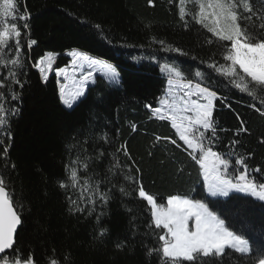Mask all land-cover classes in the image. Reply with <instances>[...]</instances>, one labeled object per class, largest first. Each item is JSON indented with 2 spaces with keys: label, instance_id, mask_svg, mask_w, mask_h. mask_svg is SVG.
Listing matches in <instances>:
<instances>
[{
  "label": "trees",
  "instance_id": "16d2710c",
  "mask_svg": "<svg viewBox=\"0 0 264 264\" xmlns=\"http://www.w3.org/2000/svg\"><path fill=\"white\" fill-rule=\"evenodd\" d=\"M199 2L206 4L208 0ZM18 4L21 13L26 5L31 14L27 21L30 33L22 36L24 66L12 69L24 86H13L19 93V100L12 102L18 114L11 122V139L0 137V169L10 175L24 205L17 237L23 252H32L37 264H49L50 258L60 264H160L155 255H147V249L158 241L147 229L150 214L145 210L146 202L136 199L135 193L125 196L116 188L108 203L89 216L71 212L67 192L59 187L58 181L65 178V165L78 154L83 159L95 156L100 149L114 150L99 139L107 133L117 147L127 146L131 160L122 152L119 160L128 165L135 162L140 169L139 181L158 202L162 199L166 204L167 197L175 194L204 203L219 201L226 205L224 213L211 204L210 210L222 219L227 216L226 225L231 221L230 230L249 239L259 256L264 250V202L241 193L225 198L209 196L199 165L188 155L191 150L179 140L169 121L150 119V110L145 107L158 106V98L165 93L167 73H162L160 63L175 65L187 79H192L189 73L196 70L211 72L208 63H227L222 58L227 42L195 23L191 16L197 9L191 0L183 4L179 0H153L152 5L148 0H18ZM180 8L190 14L185 17L187 27L178 14ZM28 39L37 41L31 49ZM158 41L187 55L163 51ZM72 50L115 66L120 84L97 76L86 90L87 98L68 109L61 101L56 74L42 79L34 65L51 52L57 54L54 70L60 69L68 65L65 53ZM212 90L226 98L214 102L218 140L211 145L213 150L244 157L250 171L261 169L254 176L264 177V115L256 111H264V105L215 73ZM253 103L256 108L251 107ZM242 124L247 131L236 135ZM157 137L161 139L157 141ZM233 140L239 141L234 148ZM93 166L105 175L109 162L94 161ZM132 172L136 174L135 167ZM230 197L234 198L231 203ZM101 212L98 221L96 215ZM101 229L107 230L103 236L99 235ZM117 244L123 246L117 248ZM224 264H249V259L233 253Z\"/></svg>",
  "mask_w": 264,
  "mask_h": 264
},
{
  "label": "snow or ice",
  "instance_id": "6c2138e0",
  "mask_svg": "<svg viewBox=\"0 0 264 264\" xmlns=\"http://www.w3.org/2000/svg\"><path fill=\"white\" fill-rule=\"evenodd\" d=\"M148 2L152 5L153 0ZM179 2L183 4L184 0ZM191 3L197 9L195 15L191 16L195 23L219 41L227 42L222 55L223 61L227 63H208L211 72L196 70L194 74L189 73L192 79L184 77L177 67L168 64L161 66L162 73H167L168 87L158 98V106L145 105L150 110L149 118L170 122L179 140L191 150L188 155L199 165L210 196L229 197L230 192H240L264 201V177L254 176L261 169L257 167L250 171L244 157H235L234 152L214 151L211 146L218 140L217 121L213 116L214 102L226 99L218 96L217 90H212V73L226 79L230 86L246 93L253 101L264 105V0H208L206 4L191 0ZM178 14L187 27L185 17L190 14L183 8L179 9ZM30 18L26 5L23 13L19 11L18 0H0V69L4 70L0 72V137L7 136L9 139L12 119L18 114V108L12 102L19 100V93L13 86L21 89L24 86L17 72L12 69L19 70L24 66L21 59L22 36L30 33L27 23ZM257 20L261 22L256 23ZM95 27L100 29V25ZM158 42L163 51L187 55L179 48L163 47L164 41ZM36 43V40L28 39L27 47L31 49ZM208 43L211 44L212 40ZM70 55L73 58V71H80L79 80L73 78L71 91L68 90L69 85H61L60 98L68 109H73L74 105L87 98L88 82L93 79V70L101 62L80 50H72ZM53 57L54 53L49 52L34 65L41 72L42 79L47 78L45 73L51 69ZM102 67L106 69L104 78L110 84L119 85L120 73L116 67L108 62H104ZM61 74L67 80V71H57V75ZM193 79L197 82L193 83ZM251 107L256 108V104L253 103ZM256 111L264 115L260 108H256ZM132 130L136 131L134 124ZM245 131L247 129L242 124L236 135ZM99 139L114 150L109 153L107 149H100L95 156H85L83 159L78 154L65 165V178L58 181L59 187L67 192L66 199L71 212L93 215L98 207L108 203L112 191L118 188L122 195L131 196L135 193L136 199L146 202L145 210L150 214L147 229L158 241L155 247L147 249V255H155L160 264H224V260L231 259L233 253L239 254L241 258L247 257L249 264H264V250L259 256L255 255L249 239L230 230L233 227L231 221L226 225L228 217L222 219L209 207L211 204L212 208H220L223 214L226 205L219 201L202 203L180 194L168 196L166 204L162 199L158 202L139 181L137 174L140 169L135 162L128 165L119 160L121 152L131 160L127 146L117 147L107 133ZM156 139L159 141L161 138ZM171 143L180 147L175 140ZM238 143L233 140L231 146L234 148ZM7 152L8 148L5 147V157ZM104 160H108L109 167L105 175H100L95 171L94 161L102 163ZM11 167L15 168V165ZM133 167L136 174L132 172ZM121 180L123 183H119ZM125 185L131 187L126 188ZM233 199L230 197L229 203ZM23 212L24 205L10 175L0 169V264H37L38 258L30 251L23 252L17 243ZM102 214L96 215L98 221ZM106 231L101 229L99 235L103 236ZM116 246L121 248L123 245ZM49 264L60 262L50 258Z\"/></svg>",
  "mask_w": 264,
  "mask_h": 264
},
{
  "label": "rangeland",
  "instance_id": "374dc122",
  "mask_svg": "<svg viewBox=\"0 0 264 264\" xmlns=\"http://www.w3.org/2000/svg\"><path fill=\"white\" fill-rule=\"evenodd\" d=\"M70 53H71V51H69V52H66L65 53V55L66 56H68L69 57V59H70V61H69V63H68V65L67 66H64V67H62V68H60V69H56V70H54V62H55V59H56V57H57V54H54V57H53V63H52V67H51V69L50 70H47L46 71V73H45V75H46V77H48L50 74H52L53 72L56 74V76H57V80H58V85H59V90H60V87H61V85H64V84H67V85H69V91H71L72 90V81H73V78L75 77L76 79H77V81L79 80V75H80V71L79 70H76L75 72L73 71V67H72V56L70 55ZM46 56V55H45ZM44 56V57H45ZM101 63H104L105 61H101V60H99ZM164 64H168V63H160V67L161 66H163ZM169 66H173V67H176L175 65H173V64H168ZM45 66H46V62H45ZM38 68V67H37ZM67 71V80H65V78H64V75L63 74H61V75H57V71H60L61 73H63L64 71ZM87 70V69H86ZM106 71V69H104L103 67H102V64H99V65H97L96 66V69L95 70H93V79L92 80H90L89 82H88V85H87V87L89 86V85H91V84H93L94 83V81H95V78L97 77V76H101V77H103L104 78V72ZM106 79V78H105ZM107 80V79H106ZM108 81V80H107ZM109 82V81H108ZM194 83V82H193ZM167 87H168V84H167V86H166V88H165V91H166V89H167ZM87 89V88H86ZM181 95H182V93H180ZM231 178V177H230ZM205 185V184H204ZM205 190H206V192H207V187H206V185H205ZM232 193H240V192H230L229 193V195L230 194H232ZM207 194H208V192H207ZM241 194H245V195H248V194H246V193H241ZM209 195V194H208ZM210 196V195H209ZM250 196V195H249ZM211 197H213V196H211ZM216 197H220V198H225V197H223V196H216ZM252 197V196H251ZM253 198H255V197H253ZM255 199H257V198H255ZM258 200V199H257ZM200 202H202V201H200ZM262 202H264V201H262ZM202 203H204V202H202Z\"/></svg>",
  "mask_w": 264,
  "mask_h": 264
},
{
  "label": "water",
  "instance_id": "95a60500",
  "mask_svg": "<svg viewBox=\"0 0 264 264\" xmlns=\"http://www.w3.org/2000/svg\"><path fill=\"white\" fill-rule=\"evenodd\" d=\"M20 228V227H19ZM19 228H18V230H19Z\"/></svg>",
  "mask_w": 264,
  "mask_h": 264
}]
</instances>
